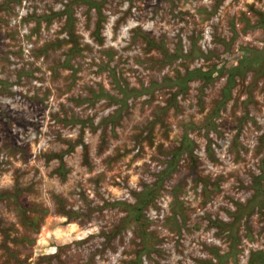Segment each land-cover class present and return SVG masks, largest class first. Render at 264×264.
Here are the masks:
<instances>
[{
    "label": "rangeland",
    "instance_id": "obj_1",
    "mask_svg": "<svg viewBox=\"0 0 264 264\" xmlns=\"http://www.w3.org/2000/svg\"><path fill=\"white\" fill-rule=\"evenodd\" d=\"M0 264H264V0H0Z\"/></svg>",
    "mask_w": 264,
    "mask_h": 264
},
{
    "label": "trees",
    "instance_id": "obj_2",
    "mask_svg": "<svg viewBox=\"0 0 264 264\" xmlns=\"http://www.w3.org/2000/svg\"><path fill=\"white\" fill-rule=\"evenodd\" d=\"M140 208H141V205H139V204L135 208V213L137 214L136 216H138V219L141 218L140 213L138 212L140 210Z\"/></svg>",
    "mask_w": 264,
    "mask_h": 264
}]
</instances>
